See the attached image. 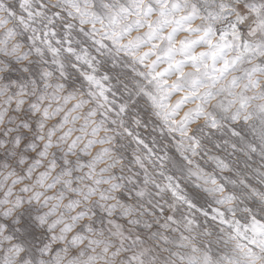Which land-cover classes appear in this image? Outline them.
Masks as SVG:
<instances>
[{"label":"snow or ice","instance_id":"6c2138e0","mask_svg":"<svg viewBox=\"0 0 264 264\" xmlns=\"http://www.w3.org/2000/svg\"><path fill=\"white\" fill-rule=\"evenodd\" d=\"M0 264H264V0H0Z\"/></svg>","mask_w":264,"mask_h":264}]
</instances>
